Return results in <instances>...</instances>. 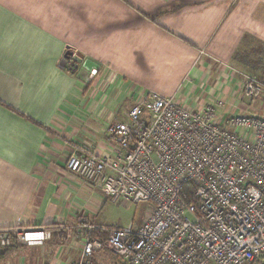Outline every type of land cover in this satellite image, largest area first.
<instances>
[{
  "label": "crops",
  "instance_id": "obj_1",
  "mask_svg": "<svg viewBox=\"0 0 264 264\" xmlns=\"http://www.w3.org/2000/svg\"><path fill=\"white\" fill-rule=\"evenodd\" d=\"M245 38L264 45V0H0V229L60 226L0 264L73 263L63 241L102 195L64 164L72 150L112 155L105 127L144 93L252 110L233 62ZM65 53L81 63L62 68Z\"/></svg>",
  "mask_w": 264,
  "mask_h": 264
},
{
  "label": "built area",
  "instance_id": "obj_2",
  "mask_svg": "<svg viewBox=\"0 0 264 264\" xmlns=\"http://www.w3.org/2000/svg\"><path fill=\"white\" fill-rule=\"evenodd\" d=\"M240 103L223 98L198 108L146 92L105 127L113 154L72 150L64 169L113 203H148L142 225L106 228L80 212L73 228L76 261L95 264H258L264 255V84L245 77ZM258 105V106H257ZM258 108V109H257ZM194 190L187 197L184 186ZM189 194V193H188ZM97 234V235H95ZM45 229H0V249L41 246Z\"/></svg>",
  "mask_w": 264,
  "mask_h": 264
},
{
  "label": "rangeland",
  "instance_id": "obj_3",
  "mask_svg": "<svg viewBox=\"0 0 264 264\" xmlns=\"http://www.w3.org/2000/svg\"><path fill=\"white\" fill-rule=\"evenodd\" d=\"M256 44V43H254ZM67 66V65H66ZM238 72L240 76L248 75L254 77L261 83L264 82V71L253 69L249 71L247 69L239 68ZM244 82V80H243ZM264 84V83H263ZM262 96L258 99V104L264 108V91ZM246 106H255L252 103H245ZM258 106V105H257ZM97 202L98 209L92 216V222L106 227V228H126L132 226L138 228L142 225L145 218L149 214L150 204L148 203H113L110 200L101 196V200L93 199ZM93 202V201H91ZM72 229V228H71ZM71 237H67L63 242L69 250V254L72 256L71 261H76L79 251V240L76 238L75 233L72 230ZM115 257L108 251L101 252L95 256V262L97 264H114Z\"/></svg>",
  "mask_w": 264,
  "mask_h": 264
},
{
  "label": "trees",
  "instance_id": "obj_4",
  "mask_svg": "<svg viewBox=\"0 0 264 264\" xmlns=\"http://www.w3.org/2000/svg\"><path fill=\"white\" fill-rule=\"evenodd\" d=\"M245 39L246 40L243 41L241 47H239L237 52L235 53L233 57V62H236L238 67L247 69L250 72L253 71V69L264 71V45L253 38L250 39L245 38ZM248 77H252V76H248ZM193 190H194V185L192 183H189L186 186H184L182 194L189 197L190 193ZM59 228L60 226L58 224H53V223L44 225L42 227V229L48 230L49 232L52 231L51 232L52 234L56 233V231H58ZM15 247L16 246L13 245L12 247L7 249H0V258L5 256L10 251H12L13 248ZM263 261H264V255H262V257L258 261V264H261ZM95 264L97 263L95 262Z\"/></svg>",
  "mask_w": 264,
  "mask_h": 264
},
{
  "label": "water",
  "instance_id": "obj_5",
  "mask_svg": "<svg viewBox=\"0 0 264 264\" xmlns=\"http://www.w3.org/2000/svg\"><path fill=\"white\" fill-rule=\"evenodd\" d=\"M81 60H82V56L80 54L73 55L72 53H65L61 61V67L64 68L69 61H72L73 64L78 65L81 63ZM83 66L86 69H90V68L96 69V65L90 60H85ZM261 264H264V261Z\"/></svg>",
  "mask_w": 264,
  "mask_h": 264
}]
</instances>
